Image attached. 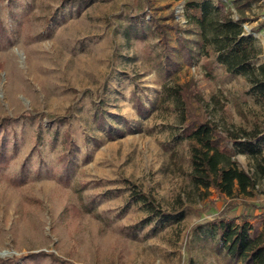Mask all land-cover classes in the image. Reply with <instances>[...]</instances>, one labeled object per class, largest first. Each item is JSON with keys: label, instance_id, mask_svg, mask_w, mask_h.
<instances>
[{"label": "rangeland", "instance_id": "rangeland-1", "mask_svg": "<svg viewBox=\"0 0 264 264\" xmlns=\"http://www.w3.org/2000/svg\"><path fill=\"white\" fill-rule=\"evenodd\" d=\"M186 2L0 0L4 24L14 29L22 21L36 36L18 35L13 43L0 44V118H16L8 138L10 148H17L4 172L18 176L24 163L27 170V181L18 186L0 173V259L20 258L19 264H188L189 257L198 256L206 264H219L213 251L195 247L194 227L262 212L264 173L254 158L235 156L255 182L247 192L227 197L214 187L196 185L181 110L152 105L164 84L194 80L203 99V108L194 104L196 114L222 129L264 130V105L246 95V76L228 77L221 65H213V75H208L210 60L197 51L188 63L175 50L173 27L187 24ZM229 8L232 2L225 0L211 18ZM247 14L246 34L255 36L260 52L255 63L264 65V0ZM139 21L145 39L127 37L125 30ZM158 24L165 27L169 54L181 64L173 76L163 62L160 35L150 33L159 32ZM137 99L151 112L141 114ZM63 156L73 162L68 175ZM132 188L152 197L164 212L184 211V219L159 225L144 202L132 199ZM42 251L47 255L21 259Z\"/></svg>", "mask_w": 264, "mask_h": 264}, {"label": "trees", "instance_id": "trees-1", "mask_svg": "<svg viewBox=\"0 0 264 264\" xmlns=\"http://www.w3.org/2000/svg\"><path fill=\"white\" fill-rule=\"evenodd\" d=\"M230 1L232 8L237 11V19L232 16L234 13L232 8L217 19L211 18L213 11L224 8L225 0H218L217 5L213 0H187L185 3L187 24L185 27L180 24L173 27L178 44L175 50L180 52L188 63L194 62L197 51L210 60L212 66L207 67L208 75H213V65H221L228 77L246 76L250 82L246 95L264 105V65L257 66L255 63L260 52L254 43L255 36L246 34L244 27V23L250 20L247 13L252 11L254 4L262 0ZM49 23L46 21L45 26L47 27ZM24 25L20 21L16 28L9 29L0 16V44L2 46L11 44L18 35L34 40L35 34L31 30H26ZM157 27L159 32L150 33L160 35L164 48L163 62L169 67L166 70L167 74L173 76L181 69V64L169 54L170 45L165 27L160 24ZM49 30L46 32L47 35L51 34ZM125 34L127 37L133 35L141 40L145 39L144 23L135 22L133 26L125 30ZM158 94V100L152 103L153 107L172 104L181 110L185 124L183 134L189 142L188 161L191 179L196 185L207 189L214 187L227 197H234L237 191L247 192L249 187L255 185L253 178L240 167L235 156L237 152L248 154L258 162L259 169L264 173L262 163L264 161V130L260 128L222 129L204 114H196L194 104L203 108V99L194 80L184 85L164 84ZM136 103L141 114L146 115L151 112L152 108L147 107L140 99H137ZM96 116L100 119L101 127H105L103 111L98 109ZM15 120L16 118L11 116L0 118V173L5 175L9 183L18 186L27 181L26 164H23L20 170L22 174L18 176L4 172L11 165L17 152V148H10L12 141L8 138L12 132L11 125ZM65 120L66 118H61L59 121ZM125 124L128 126V123ZM108 132L112 133L110 130ZM67 141H70V137ZM177 155L178 152H175L173 156L177 157ZM61 160L63 170L68 175L73 162L68 159V156H63ZM131 197L134 201L144 202L161 226L181 221L185 217L184 211L169 213L160 210L152 197L135 188H132ZM238 219L242 221L238 222ZM238 219H221L196 225L193 230L194 242L197 245L195 247H201L200 252L203 253L206 249L213 251L219 264H264V208L258 216L247 212ZM45 255H47L46 252L42 251L22 256L21 259L28 260L29 257L39 258ZM54 258L60 260L56 256ZM19 260L20 258L9 257L0 259V264H19ZM21 264H25L24 260ZM65 264L73 263L65 262ZM188 264H206V262L200 260L198 256H191Z\"/></svg>", "mask_w": 264, "mask_h": 264}]
</instances>
